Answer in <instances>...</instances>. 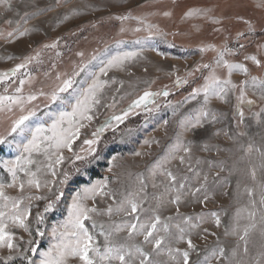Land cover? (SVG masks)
Returning a JSON list of instances; mask_svg holds the SVG:
<instances>
[{
  "label": "rangeland",
  "instance_id": "rangeland-1",
  "mask_svg": "<svg viewBox=\"0 0 264 264\" xmlns=\"http://www.w3.org/2000/svg\"><path fill=\"white\" fill-rule=\"evenodd\" d=\"M10 3V9L0 5V73L9 72L27 56L35 57L37 53L39 56L16 76L0 84V95L13 94L20 79L25 80V95L30 92L37 94V99L25 106L35 112L25 122L28 128L48 127L61 112H71L81 91L92 84L94 75H99L101 81H107L102 88L101 105L94 107L90 113L93 119L83 121L84 127L72 143L71 151L67 148L62 150L64 160L56 166L58 178L47 177L56 180L50 185L51 191L43 187L38 190L26 187L23 195L47 199H33L30 205L25 200L31 212L25 221L31 235L23 227L9 223L13 243L18 246L11 253L13 260L31 258L34 264H40L43 254L57 243L52 229L68 220L73 197L81 189L98 181H107L108 190L115 192L117 199H123L128 193L136 192L143 180L147 184L148 196L143 207L153 206L155 202L152 196L163 191V177L157 175L153 178L151 170L158 161L173 153L179 136L185 144L191 142L192 167L200 172L201 177L208 175L212 191L211 199L206 204H200L192 196L185 197L180 205V213L195 217L202 211L217 212L221 220L220 225L216 226L214 219L207 217L201 228L192 233L196 249L190 251V264L197 261L204 264L206 256L209 264H220L211 255L212 250L223 247L231 256L237 244L239 255L236 259L241 260L242 264H264V234L260 225V210L264 206L259 204L260 185L264 184V157L255 151L249 154L244 152L250 142L257 147L264 146V114H261L259 122L255 116L264 107V99H261L258 89L249 85L247 98L254 100L255 104L242 105L244 118L243 123H239V117L235 115L238 93L230 92L227 102L212 97L207 108L217 114L218 122L208 123L206 120L203 128L195 130H191L190 122H194L203 105V94L196 99H187L194 88L204 84V77L209 74V69L200 66L212 65L217 76L227 77V69L216 66L218 52L225 46L233 49L232 53L225 54V60L249 68V77L234 71L231 76L233 83L240 84L251 76L264 79V67L245 59L246 56H256L264 64V4L261 0H61L59 6H56V0H10ZM49 6L52 7L51 11H37V7L46 9ZM200 8L212 9L210 16L220 23H213L202 15H185L189 10ZM73 10L78 14H73ZM26 12L27 16L24 15ZM165 12L170 15L165 16ZM118 16L129 18L119 20L116 19ZM245 21L251 23L255 32L248 31ZM9 32L13 33L11 37L8 36ZM240 32L245 36L238 37ZM52 44H56V47H45ZM239 44L244 47L240 48ZM81 52L83 56L78 55ZM124 52H135L137 55L124 61L121 67L109 69L106 75L99 74L100 68L111 57ZM197 68L200 70L194 71ZM58 76L60 79H57ZM69 77L74 80L72 87L60 93L61 99L52 101L51 91ZM178 77L187 83L177 85ZM5 87H8L7 93ZM41 90L47 95H39ZM145 91H167L169 95H154L136 106L133 102ZM20 114L19 110L0 112V137L5 139L4 143H0V184L12 182L11 174L3 166L4 162L15 161L21 155L19 146L30 139L29 132L10 133L12 120ZM114 115L122 119H111ZM182 121L189 127L188 131L182 127ZM97 129L103 130L93 137ZM216 132L219 135H214ZM241 132L245 135H238ZM88 139H95L96 142L85 144L84 141ZM205 144L207 151L204 150ZM76 155L84 159L77 160ZM36 158L42 164L46 162L43 155ZM197 159L205 162L197 165ZM207 161H211L213 166L210 167ZM187 165V160L185 164L172 160L165 167L178 176H189V184L198 186L200 181L187 171ZM253 168L256 170L255 180L250 174ZM217 172L220 173L219 177L216 176ZM64 173L68 174L69 179L66 183H59ZM20 175L23 178V173ZM153 182L160 186L153 188ZM246 188L254 190L253 197L247 195ZM4 191L10 197L21 195L17 187H5ZM56 196L60 197L59 200H56ZM252 199L257 202V228L250 233L248 251L244 253L243 242L237 236L225 235V230L233 226L238 209L241 210V226L249 223L247 212L252 210ZM49 201H55V207L44 212ZM96 201V206L101 209L112 203L111 197L97 196ZM87 204L92 206L93 201L90 199ZM37 213L43 217L39 225L43 235L36 232ZM150 215L151 212H143L141 219L145 220ZM161 215L173 216L175 222H179L173 205L162 208ZM94 219L98 224L108 222L106 215L94 216ZM112 219L120 222L127 218L113 216ZM85 225L97 234V240L103 244V237L98 235L99 229H93L91 221H85ZM205 228L208 229L207 233L203 232ZM29 240L34 242L29 245ZM175 246L182 249L187 247L185 243ZM30 247L36 251H23ZM8 254L6 248H0V256ZM157 259L165 264L168 262L167 255ZM70 264H75V261H70Z\"/></svg>",
  "mask_w": 264,
  "mask_h": 264
},
{
  "label": "snow or ice",
  "instance_id": "snow-or-ice-1",
  "mask_svg": "<svg viewBox=\"0 0 264 264\" xmlns=\"http://www.w3.org/2000/svg\"><path fill=\"white\" fill-rule=\"evenodd\" d=\"M264 4V0H261ZM61 4V0H56V6ZM0 5L11 8L10 0H0ZM52 7L39 8L37 11L44 13L51 11ZM212 9L200 8L195 10H189L185 15L192 16L202 15L205 18L211 19L213 23H220L219 20L210 16ZM73 14H78L73 10ZM25 16L28 15L26 12ZM165 16H169V12L164 13ZM128 16H118L116 19L126 20ZM68 19V16H65ZM242 19V18H241ZM11 23V21H8ZM248 24V31L255 32V28L249 21H245ZM140 29H136L139 31ZM124 31V28H121ZM12 32L8 33L11 37ZM23 35V33H21ZM245 33H238V37H244ZM45 47H56V44L45 45ZM211 47V46H210ZM240 48H243V44H239ZM201 51H204L201 48ZM233 49L224 47L223 50L218 52L216 59V66H223L227 69V77L220 78L217 76L215 69L212 65L204 64L200 66L203 69H209V74L204 77V84L199 88H194L189 94L187 99H196L203 94V105L195 116L194 122H190L191 130L204 127V121L208 123H216L219 118L216 113L211 112L207 105L212 97H216L220 100L227 102V97L230 92L238 93L236 96V112L235 115L239 117V123H243L244 112L242 105L247 104L252 106L255 101L247 98V88L251 85L253 88L258 89L261 99H264V79H258L255 76H251L250 79H245L240 84L233 83L231 76L234 71L243 73L246 77H249V68L244 64L230 63L224 59L226 53H232ZM83 56V53H78ZM135 52L118 53L111 57L100 68L99 74L106 75L107 71L111 68H119L123 65L124 61L129 60L136 56ZM39 56H27L23 62L17 64L15 68L9 72L0 73V84H3L10 77L16 76L17 72L24 69L34 59ZM96 57H93L95 59ZM246 60L253 61L258 67H264V64L256 58V56H246ZM83 69H81L82 71ZM200 68L194 71H199ZM78 75L79 73H75ZM57 79H60L58 76ZM14 83V82H13ZM74 80L72 77L64 79L55 89L51 91L50 99L56 101L61 99L60 93L66 92L72 87ZM107 81H101L99 75H94L92 84L80 93V98L76 99V103L72 107L71 112H61L48 127L43 125L30 129L25 124L26 121L35 112L27 109L25 106L31 104L32 101L37 99L36 93H28L25 95L24 86L25 80L20 79L18 86L15 87L14 93L11 95H0V112H14L20 111L18 118L12 120L10 133H25L29 132L30 139L27 143L20 145L21 155L16 158L15 161H5L4 168L11 174L12 182L8 185L0 184V248H6L8 255L0 256V264H10L14 257L11 254L17 249V245L13 243V234L8 230L9 223L23 227L25 231L30 229L25 221L31 215L30 207L25 205V200L30 202L33 199H47L46 197H36L32 195L25 196L26 187L28 188H48L51 191L50 185L56 182L55 179L49 180L47 177L50 175L53 178H58L56 166L60 165L64 157L62 150L67 148L71 151V145L80 135V129L84 127L83 121H91L93 116L90 114L94 107L100 106L102 102V88ZM187 83L186 80L182 81L179 77L176 80V84ZM5 93L8 92V87L4 88ZM39 95H47L41 90ZM162 94L168 96L167 91L162 93H151L145 91L137 101L133 103L139 106L149 100L154 95ZM27 113V114H24ZM127 113H125L126 115ZM261 114H264V107H261L260 111L255 113L257 121L259 122ZM210 118V119H209ZM111 119L120 121L122 118L119 115H114ZM65 123L67 126H65ZM185 131L189 130L188 126L181 122ZM103 129H97L93 133V137H96ZM219 135V132L214 133ZM227 135V133H225ZM238 135L243 136L245 133L241 132ZM230 139L232 137H229ZM5 139L0 137V143H4ZM11 143V141H8ZM95 139L85 140L84 143L88 145L94 144ZM173 153L170 156L165 157L162 161H158L155 167L151 170V175L155 178L157 175L163 177L161 185L163 191L159 195H153L152 200L155 202L153 206L144 208L143 205L147 201L148 196L146 193L147 184L145 181H140V187L136 192H130L123 197V199H117V194L108 190L107 181H98L90 187L81 189L72 199V203L69 208L68 220L59 227H53L52 235L57 239L48 252L43 254V259L40 264H70V261H75V264H165V262L157 259L163 255H167V264H190V251L196 249V245L192 240V233L201 228V224L206 222L207 217H212L216 226L221 223L220 215L217 212H201L196 214L195 217L185 216L180 213V205L184 202V198L192 196L197 199L200 204H206L211 199L212 191L208 184V175L201 177L200 172L194 170L191 164L192 147L191 142L185 144L183 141L177 139V143L173 146ZM204 150H208L207 144L204 145ZM253 151L260 153L264 157V146L257 147L253 143H248L244 149L245 154L252 153ZM183 152L184 155H179ZM43 155L46 158L45 163H41L38 157ZM139 155V153H137ZM76 159H84L80 155H76ZM172 160H178L180 164H185L188 161L187 171L193 173L199 182L198 186H192L189 184L190 177L187 175L178 176L171 169L165 167L166 164ZM205 161L199 159L196 160V164L199 165ZM209 166H213L211 161H207ZM33 166L35 170H33ZM223 171V168H221ZM20 173H23V178ZM251 177L253 180L256 178V170H251ZM220 173L217 172L216 176L219 177ZM43 177V180L42 178ZM69 177L67 173L63 174V178L59 180V183H66ZM218 183V181H217ZM157 185L153 182L152 187L157 188ZM5 187L13 188L17 187L21 195L17 197H10L5 194ZM261 195L259 204L264 206V184L260 185ZM249 197L254 196V190L252 188L245 189ZM62 194V193H61ZM143 194V195H141ZM111 197L112 203L108 204L106 208L101 209L96 206V197ZM59 196H56V200H59ZM93 201V205L87 204L88 200ZM252 210L247 212V219L249 223L241 226V210H237L234 218V224L231 229L225 230V235H234L238 237L239 241L244 244L243 252L248 251V237L250 233L257 228V209L256 200L250 201ZM167 205L175 206L176 216L179 217V222H175L173 216L162 217L161 209ZM55 207V201H49L44 208V212H48ZM260 225L261 232L264 234V209H261ZM151 212V215L145 219H141V213ZM107 216L108 222L97 223L94 216ZM113 216H123L127 219H122L120 222L113 220ZM85 221H91V227L93 229H99L98 235L103 237V244H101L96 235L89 230L85 225ZM43 222V217L40 213H37V228L38 235H43L40 231L39 225ZM63 229V230H61ZM203 232L207 233L208 229H203ZM121 233H124L121 236ZM142 239H138L141 238ZM34 241L29 240L31 245ZM181 243L187 245L182 249L178 246ZM24 252H35V248L24 249ZM211 255L215 257L220 264H242L241 260H237L239 255V244L231 251V256H228L225 248L220 247L218 250L213 249ZM28 264H34L31 258H27ZM199 264V262H195ZM204 264H209V259L206 256Z\"/></svg>",
  "mask_w": 264,
  "mask_h": 264
},
{
  "label": "trees",
  "instance_id": "trees-1",
  "mask_svg": "<svg viewBox=\"0 0 264 264\" xmlns=\"http://www.w3.org/2000/svg\"><path fill=\"white\" fill-rule=\"evenodd\" d=\"M61 37L62 36H60V38ZM10 264H28V261H27V259H17V260L11 261Z\"/></svg>",
  "mask_w": 264,
  "mask_h": 264
},
{
  "label": "crops",
  "instance_id": "crops-1",
  "mask_svg": "<svg viewBox=\"0 0 264 264\" xmlns=\"http://www.w3.org/2000/svg\"><path fill=\"white\" fill-rule=\"evenodd\" d=\"M263 54H264V44H263Z\"/></svg>",
  "mask_w": 264,
  "mask_h": 264
}]
</instances>
